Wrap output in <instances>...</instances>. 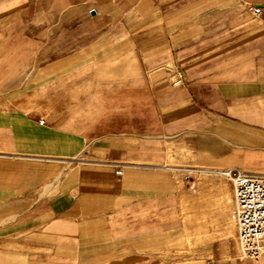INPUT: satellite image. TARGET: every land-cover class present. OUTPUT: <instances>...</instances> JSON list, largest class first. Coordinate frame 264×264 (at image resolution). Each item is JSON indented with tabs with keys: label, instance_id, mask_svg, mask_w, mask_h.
Instances as JSON below:
<instances>
[{
	"label": "crops",
	"instance_id": "0c3cea01",
	"mask_svg": "<svg viewBox=\"0 0 264 264\" xmlns=\"http://www.w3.org/2000/svg\"><path fill=\"white\" fill-rule=\"evenodd\" d=\"M174 140L264 173V0H0V264L149 253Z\"/></svg>",
	"mask_w": 264,
	"mask_h": 264
},
{
	"label": "rangeland",
	"instance_id": "374dc122",
	"mask_svg": "<svg viewBox=\"0 0 264 264\" xmlns=\"http://www.w3.org/2000/svg\"><path fill=\"white\" fill-rule=\"evenodd\" d=\"M241 145V142L218 141L216 151L209 152L204 144H201L199 150L191 151L192 143L189 141L150 143L152 150L163 149L169 152L168 159L157 162L172 163L167 170L159 168L158 164L154 163L158 168L153 170L152 182L157 185L164 184L163 186L168 189L153 191L154 201H159L160 196L168 200L165 205L169 207L159 206L157 211L174 208L179 210L180 214L171 218L168 225L161 224L162 228L166 229L154 236L153 248L149 253L137 255L135 260H128L129 256L122 255L121 263L243 264V261L246 264L255 263L241 256L233 183L221 172L223 168L243 163ZM220 148L223 150L220 153L222 156H217ZM194 153L197 158L188 157ZM183 156L186 159L182 158ZM184 161L196 166L194 168L180 166L179 163ZM223 189L228 193V199L222 197ZM157 218L151 223L153 230L161 228L160 223L156 221Z\"/></svg>",
	"mask_w": 264,
	"mask_h": 264
},
{
	"label": "built area",
	"instance_id": "2783aa9c",
	"mask_svg": "<svg viewBox=\"0 0 264 264\" xmlns=\"http://www.w3.org/2000/svg\"><path fill=\"white\" fill-rule=\"evenodd\" d=\"M253 10L260 14L262 7L256 6ZM40 121L45 122V119ZM221 172L233 183L241 253L247 259L258 261L264 257V173L239 167L223 168Z\"/></svg>",
	"mask_w": 264,
	"mask_h": 264
},
{
	"label": "bare ground",
	"instance_id": "6f19581e",
	"mask_svg": "<svg viewBox=\"0 0 264 264\" xmlns=\"http://www.w3.org/2000/svg\"><path fill=\"white\" fill-rule=\"evenodd\" d=\"M241 256H242L243 259L245 258V257L242 255V253H241ZM263 258H264V257H263ZM261 259H262V258H261ZM259 260H260V259H259ZM259 260H258V261H259ZM255 262H257V261H255Z\"/></svg>",
	"mask_w": 264,
	"mask_h": 264
}]
</instances>
